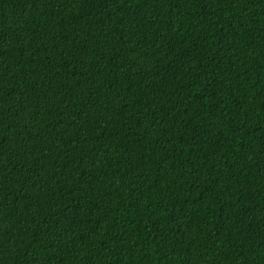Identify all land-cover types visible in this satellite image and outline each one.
<instances>
[{"label": "trees", "instance_id": "1", "mask_svg": "<svg viewBox=\"0 0 264 264\" xmlns=\"http://www.w3.org/2000/svg\"><path fill=\"white\" fill-rule=\"evenodd\" d=\"M0 264H264V0H0Z\"/></svg>", "mask_w": 264, "mask_h": 264}]
</instances>
